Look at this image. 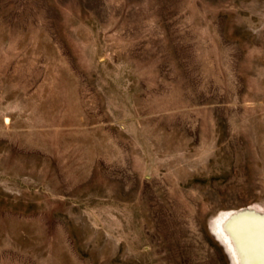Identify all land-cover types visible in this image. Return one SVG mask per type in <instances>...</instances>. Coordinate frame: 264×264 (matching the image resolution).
<instances>
[{"label": "rangeland", "instance_id": "1", "mask_svg": "<svg viewBox=\"0 0 264 264\" xmlns=\"http://www.w3.org/2000/svg\"><path fill=\"white\" fill-rule=\"evenodd\" d=\"M264 264V0H0V264Z\"/></svg>", "mask_w": 264, "mask_h": 264}, {"label": "bare ground", "instance_id": "2", "mask_svg": "<svg viewBox=\"0 0 264 264\" xmlns=\"http://www.w3.org/2000/svg\"><path fill=\"white\" fill-rule=\"evenodd\" d=\"M233 218L232 213H227L223 218L217 221L216 230L218 233H222V239L227 249L229 250L235 264H248L247 258L238 243V239L233 233L232 227L228 223V218Z\"/></svg>", "mask_w": 264, "mask_h": 264}, {"label": "water", "instance_id": "3", "mask_svg": "<svg viewBox=\"0 0 264 264\" xmlns=\"http://www.w3.org/2000/svg\"><path fill=\"white\" fill-rule=\"evenodd\" d=\"M233 215V214H232ZM230 219V217L228 218V220ZM220 235H222L223 236V234L222 233H220Z\"/></svg>", "mask_w": 264, "mask_h": 264}]
</instances>
